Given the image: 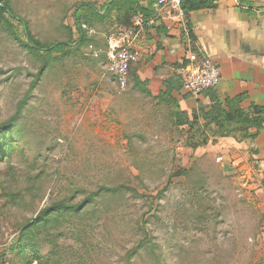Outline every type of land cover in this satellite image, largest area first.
Instances as JSON below:
<instances>
[{
    "label": "rangeland",
    "instance_id": "obj_1",
    "mask_svg": "<svg viewBox=\"0 0 264 264\" xmlns=\"http://www.w3.org/2000/svg\"><path fill=\"white\" fill-rule=\"evenodd\" d=\"M8 1L18 17L0 19V264H264V177L250 151L206 129L195 147L170 112L127 108L102 54L115 18L77 42L79 9L108 0ZM20 19L43 49L60 48L23 46Z\"/></svg>",
    "mask_w": 264,
    "mask_h": 264
},
{
    "label": "crops",
    "instance_id": "obj_2",
    "mask_svg": "<svg viewBox=\"0 0 264 264\" xmlns=\"http://www.w3.org/2000/svg\"><path fill=\"white\" fill-rule=\"evenodd\" d=\"M151 1L153 11L147 15L153 14L155 0H141L147 9ZM213 1L215 7L190 13L191 28L185 13L180 15L171 7L165 8L149 28L147 39L135 44L138 59L130 69L127 108L139 112L165 110L172 116L183 112L192 120L194 111L202 119L201 109L209 113L221 107L230 112L227 101L242 97L240 106L244 110L252 112L254 106L262 109V126L250 130L256 133L257 149L250 155L264 177V0ZM193 55L214 60L221 69L219 85L200 96L186 91L179 80V68ZM205 128L214 135V122L207 119ZM223 139L243 146L247 154L250 151L235 136Z\"/></svg>",
    "mask_w": 264,
    "mask_h": 264
},
{
    "label": "trees",
    "instance_id": "obj_3",
    "mask_svg": "<svg viewBox=\"0 0 264 264\" xmlns=\"http://www.w3.org/2000/svg\"><path fill=\"white\" fill-rule=\"evenodd\" d=\"M216 5H217L216 2H214L213 0H183L182 9L186 16L188 28H191L190 20H189V15L191 12L202 8L215 7ZM152 11H153L152 1L149 2V6L147 9V7L142 6L141 0H112L111 2L108 1L102 10H99L93 4L84 5L81 9H79V12L76 14V20H75V24H77L76 32L79 36L77 42L82 43V41L86 39L85 38L86 32L82 30L80 26L82 22H85L88 25L92 26L91 23L94 22L102 23L113 17L115 18L116 26L111 31L112 33L116 31H122L131 27L133 22V17L138 12H144L146 14H149ZM7 14H9L10 16L16 19L18 17L14 14V11L11 8V5L8 0H0V19L4 20L6 23L10 22L7 17ZM84 17L86 21L81 20ZM20 21L24 23V34H23L24 39L20 38L15 32H13V35L17 40H19V42L23 46L28 47L29 49L35 52L46 51L48 54H51L60 48V45H56L54 47L49 46L47 49H43L44 47L43 43L39 41L32 34L28 22L26 21L24 22L21 19ZM190 35L193 37V34L191 32ZM70 47H73V45H70ZM104 53L106 54V52H103L102 54ZM102 54L99 55V57L97 58L103 56ZM179 80L182 86V79L180 76H179ZM165 95H167V93H164L163 96ZM241 100L242 97H238L236 99L227 101V104L231 109L230 112L221 109V107H218L215 111H210L209 113L208 112L206 113L201 109L200 110L201 117L202 119L205 120L208 119L211 122H214L215 124L214 135L216 137L235 136V138L238 141L244 142L248 146L250 152L255 153L257 151L255 145L256 133H251L250 130L253 127L260 129V127L262 126L263 121L259 116V114L262 112V109L254 106L253 111L248 112L240 106ZM173 122L178 127L187 125L189 133L196 134L198 136L195 137V141L197 142L192 144L193 146L196 147L199 145H203L209 141V136L206 135L205 132L206 124H203L201 122V118H199L197 112L194 111L192 120L191 118H189V116L186 113L177 112L173 115ZM8 128L9 127L7 125L0 127V133L3 134L5 131H7ZM5 147L6 146L0 143L1 158H3L4 156L5 157L8 156L6 155L7 153ZM87 202L88 201L80 205H74V204L63 205L62 207H53V208L44 209L40 213V217L36 219V221L33 224H39L41 222H45L48 216H50L54 212L61 211L62 209H73L74 211L79 212L84 208L85 206L84 204H87ZM19 243H21V241H19ZM127 262L128 264H131L130 254L128 256Z\"/></svg>",
    "mask_w": 264,
    "mask_h": 264
},
{
    "label": "built area",
    "instance_id": "obj_4",
    "mask_svg": "<svg viewBox=\"0 0 264 264\" xmlns=\"http://www.w3.org/2000/svg\"><path fill=\"white\" fill-rule=\"evenodd\" d=\"M182 1L155 0L152 15L138 12L133 17L131 27L108 34L105 51L108 59L107 73L113 77L120 91H125L128 88L130 69L138 59V52L134 49L135 44L147 39L149 28L156 24L165 8L171 7L183 15ZM80 26L89 36L97 33L94 27L85 22H82ZM90 48H93V45H90ZM93 55L99 57L100 51L94 50ZM179 76L186 91L195 96H200L219 85L221 69L214 60L207 57L199 59L193 55L188 63H184L179 68Z\"/></svg>",
    "mask_w": 264,
    "mask_h": 264
},
{
    "label": "water",
    "instance_id": "obj_5",
    "mask_svg": "<svg viewBox=\"0 0 264 264\" xmlns=\"http://www.w3.org/2000/svg\"><path fill=\"white\" fill-rule=\"evenodd\" d=\"M112 1V0H111Z\"/></svg>",
    "mask_w": 264,
    "mask_h": 264
}]
</instances>
